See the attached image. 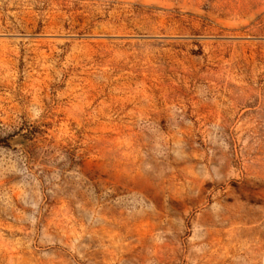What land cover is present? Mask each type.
<instances>
[{
	"label": "rangeland",
	"instance_id": "1",
	"mask_svg": "<svg viewBox=\"0 0 264 264\" xmlns=\"http://www.w3.org/2000/svg\"><path fill=\"white\" fill-rule=\"evenodd\" d=\"M0 264H264V0H0Z\"/></svg>",
	"mask_w": 264,
	"mask_h": 264
}]
</instances>
